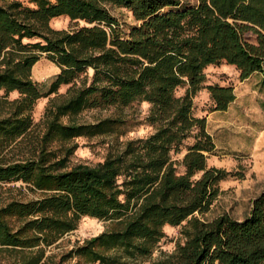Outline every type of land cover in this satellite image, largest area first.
Segmentation results:
<instances>
[{"label": "trees", "instance_id": "trees-1", "mask_svg": "<svg viewBox=\"0 0 264 264\" xmlns=\"http://www.w3.org/2000/svg\"><path fill=\"white\" fill-rule=\"evenodd\" d=\"M110 8L136 25L122 33ZM60 17L73 27L52 29ZM42 55L59 69L45 91L31 78ZM221 63L240 81L264 72V0H0V184L36 195L0 206V252L16 254L11 264H45L46 249L90 218L106 222L104 231L67 254L85 264L146 259L166 226H181L183 243L153 264H264V192L242 222L201 219L228 173L207 166L215 144L206 119L192 116L193 98L205 89L213 112L228 110L233 87H203L205 69ZM67 85L34 124L35 102ZM10 93L19 98L8 101ZM140 103L149 106L152 134L121 143L94 166L68 167L76 138L120 137L140 125L134 110L123 112ZM111 108L115 116L81 118Z\"/></svg>", "mask_w": 264, "mask_h": 264}, {"label": "rangeland", "instance_id": "rangeland-1", "mask_svg": "<svg viewBox=\"0 0 264 264\" xmlns=\"http://www.w3.org/2000/svg\"><path fill=\"white\" fill-rule=\"evenodd\" d=\"M182 6H194L198 0H179ZM110 13L120 25V31L127 33L134 22L131 14L124 9L110 8ZM54 30H69L73 27L69 19L60 17L52 19L49 23ZM82 25V24H80ZM248 43L253 44L254 38L245 36ZM59 73V69L45 55H42L38 63L31 70L33 81L43 85L45 91L53 78ZM205 82L203 87H233L236 88L238 101L231 106L228 112H213L214 105L210 100L207 90L201 89L193 98L192 116L206 119V131L212 137L215 151L207 155V166L216 167L228 173L225 180L219 183V195L213 202L209 212L201 219L211 221L222 215H228L231 219L242 222L248 217L251 204L262 192H264V72L254 74L248 82L240 84L239 73L234 67L221 63L209 66L205 69ZM86 75L91 77L92 71ZM84 75H81L82 79ZM70 87L61 86L57 94L47 98L38 99L32 109L31 119L38 124L42 118L44 109L52 97L64 94ZM186 87L179 88L175 92L176 97L184 94ZM4 96L0 92V97ZM19 98L18 93H10L7 100ZM136 112V120L140 125L126 129L120 137L104 136L92 139L76 138L74 142L78 148L69 159L68 167L77 164L94 166L101 163L110 151L115 150L121 143L131 139L146 138L154 132V128L145 121L149 106L147 104H134L132 109H123L124 113ZM118 112L111 108L107 110H93L82 113L84 121L92 122L115 116ZM193 144V139H187L181 150L182 153L174 155L173 159L180 161L186 149ZM177 172L183 173V168L177 166ZM198 175L195 177L197 178ZM16 184H0V206L12 199L28 200L36 197L25 190L20 193L15 188ZM107 223L90 218H82L77 230L64 236L60 241L46 249L45 264H85L78 258H68V252L84 240L97 236L104 231ZM181 226L164 227V239L152 255L146 259L127 261L125 264H153L161 257L171 254L177 244L183 243L180 236ZM17 260L16 254L7 251L0 252V264H11Z\"/></svg>", "mask_w": 264, "mask_h": 264}, {"label": "crops", "instance_id": "crops-1", "mask_svg": "<svg viewBox=\"0 0 264 264\" xmlns=\"http://www.w3.org/2000/svg\"><path fill=\"white\" fill-rule=\"evenodd\" d=\"M256 74H262V73H256ZM252 76H253V75H252ZM252 76H251V77H252ZM251 77H250V78H251ZM250 78H248V79H246V80H244V81H241L240 84L245 85V84L248 82V80H250ZM236 92H237V90H236V88H234V94H235L236 99H235V101L229 106V108H228V110H227L226 112H228V111L230 110L231 106H234L235 103L238 101V94H237ZM214 113H215V112H214Z\"/></svg>", "mask_w": 264, "mask_h": 264}]
</instances>
